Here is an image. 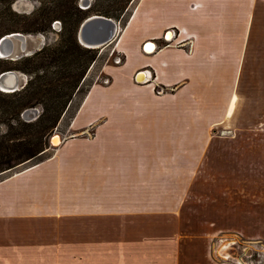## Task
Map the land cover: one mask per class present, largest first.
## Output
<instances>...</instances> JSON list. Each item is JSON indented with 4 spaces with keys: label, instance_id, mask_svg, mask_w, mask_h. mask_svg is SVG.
<instances>
[{
    "label": "crops",
    "instance_id": "crops-1",
    "mask_svg": "<svg viewBox=\"0 0 264 264\" xmlns=\"http://www.w3.org/2000/svg\"><path fill=\"white\" fill-rule=\"evenodd\" d=\"M132 2L109 82L50 156L0 180V264L10 221L39 249L65 232L69 264H230L217 233L264 244V0Z\"/></svg>",
    "mask_w": 264,
    "mask_h": 264
},
{
    "label": "trees",
    "instance_id": "trees-1",
    "mask_svg": "<svg viewBox=\"0 0 264 264\" xmlns=\"http://www.w3.org/2000/svg\"><path fill=\"white\" fill-rule=\"evenodd\" d=\"M16 0H0V37L11 33L49 34L52 23L60 22L57 39L29 56L17 60L0 58V72L17 70L29 77L13 92L0 91V173L42 154L51 133L80 90L97 48H86L76 39L80 23L91 14L119 19L130 0H91L81 8L79 0H32L37 5L28 13L12 8ZM39 108L37 117L25 121L24 110Z\"/></svg>",
    "mask_w": 264,
    "mask_h": 264
},
{
    "label": "rangeland",
    "instance_id": "rangeland-1",
    "mask_svg": "<svg viewBox=\"0 0 264 264\" xmlns=\"http://www.w3.org/2000/svg\"><path fill=\"white\" fill-rule=\"evenodd\" d=\"M133 0H130L127 4L123 15L119 19H114L118 22L120 28L125 24L129 13L131 12ZM92 2L91 0H86V3L89 4ZM85 3L79 0V5L84 7ZM37 2L32 0H16L12 3V8L20 13H28L35 6ZM60 22L58 20H54L52 23V28L54 32L49 34H29L30 35V48L36 46L37 40H43V46L46 43H52L57 39L56 32L59 30ZM170 32V31H168ZM172 35V34H171ZM166 37V36H165ZM167 38V37H166ZM170 38V37H169ZM168 39V38H167ZM113 42L103 45L97 48V57L96 60L89 66L87 72L85 74L84 81L81 84L80 90L75 93L73 96L72 102L58 121L57 125L51 131L50 134L46 136L48 147L46 150L37 156L36 158L17 165L13 169H8L2 173H0V180L9 176L11 173L19 171L28 165L34 164L41 160H44L54 151L56 147H53L50 144V138L58 134L63 140L64 135L66 134L67 124L70 122L72 116L74 115L77 107L79 106L83 96L87 92L88 88L92 84L93 81L99 80L101 83H104V80H110L109 77L100 74L101 65L108 62H114L116 57H120L121 55L117 52L113 53L112 50ZM9 60V59H7ZM17 71V70H16ZM22 74L20 77H23V80L27 81L28 75L18 71ZM161 89L158 90L160 92ZM28 110V109H27ZM37 112L33 119L37 117L40 112L39 108H36ZM21 114L23 118V113ZM24 119V118H23ZM32 119V120H33ZM25 120V119H24ZM26 121V120H25ZM31 121V120H30ZM6 127L4 125L0 126V131L5 132ZM9 230H15L14 234L16 238H9V264H69L70 263V251H69V237L65 235V232H59L55 235V237H46L43 239L45 241L42 243L40 249L37 245H33L30 243L23 242V238L20 236V232L22 230L21 223H13L10 221ZM65 231V230H63ZM19 237V238H18ZM32 242V239H30ZM211 255L215 260L228 262L230 264H236L240 262V264H263L264 262V244L260 240L255 239H245L240 235L231 233V232H220L217 233L211 240ZM222 258V259H221ZM225 259V260H224Z\"/></svg>",
    "mask_w": 264,
    "mask_h": 264
},
{
    "label": "water",
    "instance_id": "water-1",
    "mask_svg": "<svg viewBox=\"0 0 264 264\" xmlns=\"http://www.w3.org/2000/svg\"><path fill=\"white\" fill-rule=\"evenodd\" d=\"M87 8L89 4L86 0H81ZM120 26L117 21L111 17L99 14H91L86 17L79 25L76 32L77 41L86 48H98L106 43H109L119 31ZM30 35L20 32H11L0 37V58L17 60L23 56H29L43 46V40H37L35 47L30 48ZM16 70H5L0 72V91L13 92L22 88L26 81L21 78ZM36 108L26 109L23 113V118L30 121L34 118ZM56 135V134H55ZM54 136V135H53ZM52 136V137H53ZM50 138V144L57 147L59 144H54ZM60 137V142H61Z\"/></svg>",
    "mask_w": 264,
    "mask_h": 264
},
{
    "label": "bare ground",
    "instance_id": "bare-ground-1",
    "mask_svg": "<svg viewBox=\"0 0 264 264\" xmlns=\"http://www.w3.org/2000/svg\"><path fill=\"white\" fill-rule=\"evenodd\" d=\"M167 34H170L171 35V32H167ZM167 37V35H166ZM168 38V37H167ZM154 49V44L151 43V42H148L146 45H145V50L146 51H152ZM141 77V76H140ZM143 77V76H142ZM23 78V77H22ZM52 141H54V144H59L60 143V136L58 134L54 135L52 137Z\"/></svg>",
    "mask_w": 264,
    "mask_h": 264
},
{
    "label": "built area",
    "instance_id": "built-area-1",
    "mask_svg": "<svg viewBox=\"0 0 264 264\" xmlns=\"http://www.w3.org/2000/svg\"><path fill=\"white\" fill-rule=\"evenodd\" d=\"M171 32L172 35H174V31L171 29L169 30ZM114 62L116 64L120 63L121 62V58L120 57H116ZM109 81L107 79L104 80V83H108ZM222 259V258H221ZM225 260V259H224ZM235 264V263H234ZM236 264H240V262H237Z\"/></svg>",
    "mask_w": 264,
    "mask_h": 264
}]
</instances>
